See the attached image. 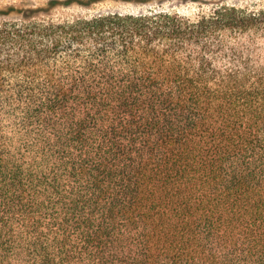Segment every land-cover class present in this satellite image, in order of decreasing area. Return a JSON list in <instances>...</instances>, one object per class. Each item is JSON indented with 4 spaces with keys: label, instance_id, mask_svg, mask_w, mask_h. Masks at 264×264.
I'll use <instances>...</instances> for the list:
<instances>
[{
    "label": "trees",
    "instance_id": "1",
    "mask_svg": "<svg viewBox=\"0 0 264 264\" xmlns=\"http://www.w3.org/2000/svg\"><path fill=\"white\" fill-rule=\"evenodd\" d=\"M101 1L0 10V264H264V3Z\"/></svg>",
    "mask_w": 264,
    "mask_h": 264
},
{
    "label": "rangeland",
    "instance_id": "2",
    "mask_svg": "<svg viewBox=\"0 0 264 264\" xmlns=\"http://www.w3.org/2000/svg\"><path fill=\"white\" fill-rule=\"evenodd\" d=\"M48 0H0V10L6 11L9 6H16L17 8L24 5H37L44 6ZM219 1V0H218ZM230 3H236L240 5L254 6L256 4H263L264 0H224ZM210 4H202L194 1L184 0H152L147 2L132 1H117V0H103L95 3L90 7L80 6L74 4L71 7H59L53 10L54 16L62 15H77V14H94L102 11H120V12H147L149 10L166 9L177 12L184 16H196L203 10H208ZM15 13H13L14 15ZM1 18V17H0Z\"/></svg>",
    "mask_w": 264,
    "mask_h": 264
}]
</instances>
